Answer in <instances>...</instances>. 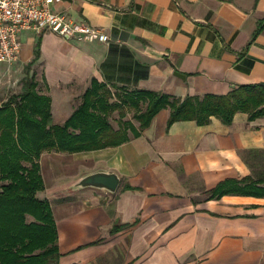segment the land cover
I'll list each match as a JSON object with an SVG mask.
<instances>
[{
    "label": "crops",
    "instance_id": "1",
    "mask_svg": "<svg viewBox=\"0 0 264 264\" xmlns=\"http://www.w3.org/2000/svg\"><path fill=\"white\" fill-rule=\"evenodd\" d=\"M52 8L109 38L19 34L16 63L26 65L38 47L35 64L57 125L92 78L179 98L264 83V30L251 40L264 23V0H61ZM52 89L64 94L60 105ZM168 112L119 146L70 155L89 162L77 178L115 173L114 193L73 190V182L36 193L51 207L57 264H264V197L205 200L225 179L264 181V117L237 113L229 125L211 117L167 128Z\"/></svg>",
    "mask_w": 264,
    "mask_h": 264
},
{
    "label": "trees",
    "instance_id": "2",
    "mask_svg": "<svg viewBox=\"0 0 264 264\" xmlns=\"http://www.w3.org/2000/svg\"><path fill=\"white\" fill-rule=\"evenodd\" d=\"M262 30L264 23H259L251 40ZM38 57L36 46L24 66L20 91L0 105V264H57L60 257L50 204L36 196L44 188L38 162L42 153L77 154L119 146L139 137L163 109L169 111L167 128L179 121L202 126L211 117L229 125L237 113L246 114L249 121L264 117V83L237 85L223 95L179 98L92 78L70 116L52 125L50 97L37 90L39 82L31 70ZM42 83L47 89L44 79ZM128 110L136 125L125 119ZM113 113L116 127L110 123ZM129 189L122 185V190ZM228 194L264 197V181L225 179L206 191L205 200Z\"/></svg>",
    "mask_w": 264,
    "mask_h": 264
},
{
    "label": "built area",
    "instance_id": "3",
    "mask_svg": "<svg viewBox=\"0 0 264 264\" xmlns=\"http://www.w3.org/2000/svg\"><path fill=\"white\" fill-rule=\"evenodd\" d=\"M61 0H0V62H11L20 49L19 34L50 32L64 39L107 43L109 38L97 27L75 20L52 6Z\"/></svg>",
    "mask_w": 264,
    "mask_h": 264
},
{
    "label": "rangeland",
    "instance_id": "4",
    "mask_svg": "<svg viewBox=\"0 0 264 264\" xmlns=\"http://www.w3.org/2000/svg\"><path fill=\"white\" fill-rule=\"evenodd\" d=\"M24 65L16 63V58L9 63L0 64V105L5 99L13 93H18L20 91V80L25 75ZM31 70L36 73V79L39 82L37 90L41 93L46 94V88L44 87L41 81V70L36 64H33ZM89 86V83L87 84ZM54 89H52L53 91ZM84 87L79 89L77 93H73L74 96V106L78 105L80 102L81 95L84 91ZM54 105H60L64 102V94L52 92ZM117 114L113 113L110 118V123L113 127H116ZM125 119L132 120V112L128 110L125 116ZM58 119H51L50 123L52 125L57 124ZM136 125V123L132 120ZM83 154V153H77ZM72 154L59 153L56 151L44 152L39 157V166H40V175L43 179V184L50 187L54 183L67 184L69 182H77L82 176L77 178V175L82 173V161H87L86 159L78 158L77 156H70ZM74 155V154H73ZM86 164H89L87 161ZM201 198V197H196ZM55 204V203H53ZM57 210L59 207H56ZM56 211V209H55Z\"/></svg>",
    "mask_w": 264,
    "mask_h": 264
},
{
    "label": "water",
    "instance_id": "5",
    "mask_svg": "<svg viewBox=\"0 0 264 264\" xmlns=\"http://www.w3.org/2000/svg\"><path fill=\"white\" fill-rule=\"evenodd\" d=\"M174 74L182 76L178 72H174ZM119 182V177L115 173L98 171L82 176L72 185V189L94 188L114 193L119 186Z\"/></svg>",
    "mask_w": 264,
    "mask_h": 264
}]
</instances>
